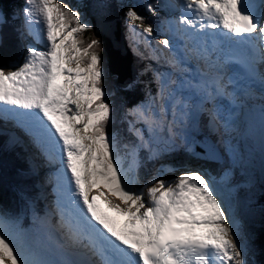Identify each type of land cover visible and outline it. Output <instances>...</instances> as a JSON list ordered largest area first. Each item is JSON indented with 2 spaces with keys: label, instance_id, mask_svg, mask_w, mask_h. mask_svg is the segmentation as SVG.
Segmentation results:
<instances>
[{
  "label": "snow or ice",
  "instance_id": "obj_1",
  "mask_svg": "<svg viewBox=\"0 0 264 264\" xmlns=\"http://www.w3.org/2000/svg\"><path fill=\"white\" fill-rule=\"evenodd\" d=\"M182 8L175 21L182 55L173 53L167 63L182 72L191 71L187 61L199 65L201 78L185 83L202 99L196 105L186 102L172 91L176 80L153 72L160 90L156 95L148 91L143 102L127 109V131L134 139L123 145L130 160L126 168L118 139L108 130L114 109L104 87L101 42L81 39L92 25L64 0H24L17 37L23 39L27 32L44 46L30 44L21 63L0 65V119L15 121L47 163L59 161L54 189L58 246L69 250V257L47 258L39 251V239L0 207V264H251L249 234L228 197L201 170L189 169L174 180L153 177L143 187L129 178L140 166L142 150L154 159L175 146L177 137L186 140L199 112H207L215 126L216 98L235 101L240 79L259 81L264 95V0H182ZM147 10L156 14L151 3ZM125 18L131 29L153 35V26L135 7L127 8ZM8 19L0 10V44ZM34 24L40 25L39 32ZM160 44L168 50L173 46L169 38ZM233 64L243 68L244 77L228 75ZM151 71L145 67L127 87ZM244 94L254 93L249 87ZM169 102L172 121L167 119ZM207 102L213 107L205 108ZM165 130L166 140L160 136ZM28 172L38 178L39 165L29 161ZM100 188L107 193L93 194Z\"/></svg>",
  "mask_w": 264,
  "mask_h": 264
},
{
  "label": "trees",
  "instance_id": "obj_2",
  "mask_svg": "<svg viewBox=\"0 0 264 264\" xmlns=\"http://www.w3.org/2000/svg\"><path fill=\"white\" fill-rule=\"evenodd\" d=\"M106 1L114 2L116 4L119 11L118 28L121 31H125L123 20L124 9L123 7L122 9L119 8L121 3L120 0ZM10 2L11 0H0V10L7 14L8 17L13 11L10 9ZM64 2L72 6L74 9L79 10L82 14V20L91 24L90 20L87 18L86 0H64ZM149 3L158 10L160 15L163 14L160 10L162 3L161 0H148L146 5ZM143 5L145 4L141 3L139 8L141 7L145 10ZM139 8H137V10ZM156 14H151L153 19L156 18ZM145 22L154 26V22L152 24V21L149 22L146 19ZM15 25L16 23L9 18L8 23L3 26V43L0 44V65H8L9 61H11L14 56L17 47L14 29ZM92 38H96L101 42V56L105 73L104 87L107 91V99L113 105L114 109L113 118L109 123L108 130L110 133L116 135L119 142V148L121 149L125 143L134 139L127 131L128 120L130 119V117L127 116V109L134 104L142 102L147 88L148 91H151L152 95H154L156 91V83L153 80L151 72H145L134 87L128 88L119 86L117 76L115 74H110V69L108 67L109 57L104 49L103 40L95 36L93 28L92 31H85L82 33L81 39L85 43L90 42ZM134 43L135 41H132L131 39L130 44L133 46ZM137 47V51L133 52L132 60L129 62H131L133 69L137 71L138 74L142 72L145 67L157 66L156 63L149 58V50L147 47L144 48L139 44ZM137 127L142 126L137 125ZM227 137L228 140L231 141V137ZM12 145L11 147H14L15 149H7L6 146L0 143V207L13 216L20 217L24 224L22 226H25L29 223V217L32 216V208L35 205L32 202L34 187L31 178L27 175H23L25 167L20 148L17 145ZM163 151L165 152H161V154L154 159H149L144 155L143 166L141 168L145 169H140V172H151L157 164L169 162L175 166L185 167L196 165L195 167H199L204 173L216 180L220 178L225 170H228L233 174L231 189H234V191L230 190L233 199L238 196H247L245 183L248 174H246L244 168L239 167L237 163L235 164L231 161L223 151H220L223 155L222 160L217 162L207 160L209 158L199 155L200 153L197 151H195L196 153L193 151L189 152L184 148L181 141L178 142V146L176 145L168 151ZM145 154L148 155L147 152H145ZM258 185H261V182H259ZM36 205L38 206V204ZM250 209L252 211L251 216L248 219L239 220L241 221L245 232L250 236V244L253 249V252L249 256L251 264H264V185L260 186L258 194L252 198ZM21 215H23V218Z\"/></svg>",
  "mask_w": 264,
  "mask_h": 264
},
{
  "label": "rangeland",
  "instance_id": "obj_3",
  "mask_svg": "<svg viewBox=\"0 0 264 264\" xmlns=\"http://www.w3.org/2000/svg\"><path fill=\"white\" fill-rule=\"evenodd\" d=\"M76 1H80V0H76ZM147 1L148 0H123V1L120 0L121 3L119 5V8L122 9V7H123V9H124L123 20H124L125 31H121L117 26V29H116L117 31L115 34L118 36L119 42L116 41L117 38H116V40L113 39V41L109 40V44H110L111 49H112V55L115 58L114 60H117L119 63H123V62H125V60L130 61V59L128 57L133 52L134 46L130 45L129 39L134 40L132 37H134L135 35L141 37L139 42L141 40H143L146 44H152L153 43L155 47L160 48L162 51L165 50L166 53H165L164 57H165L166 63H167V59H169L173 53L177 54L175 49H174V45L179 43V38L175 34L179 27H178V24L175 23V21L178 20L179 13L182 12V10H183L182 1L179 0V2H178L175 0H161L165 7H171L172 6L174 12L172 14L164 15L160 19H156L159 17L158 14H156V18L153 19V17L151 16V13H149L147 10V5H146ZM15 3H16V0H11L10 7L14 6L16 12L21 14V9L24 6V0H22L21 4L17 3V5H15ZM141 3L145 4V5H143L145 10H143L141 7L139 8ZM129 6L135 7L136 9L139 8L137 11L141 15L145 16L147 21H149V22L152 21V24L154 22V26L153 25L152 26H153V29L155 31H157V35L154 36V38L152 36L151 37L146 36L139 29L128 30V27H130V26H129V22L125 18V12ZM103 12H105V11H103ZM149 15H150V17H149ZM155 21H157L156 26H155ZM33 30L35 32H39L40 25L34 24ZM128 31H129V33H128ZM28 37H29L27 40L28 45L31 44V45H34L38 48L44 46L43 41H40L39 43L37 42V37L35 35L29 34ZM165 38H169L172 41L173 46H172L171 50L164 49L163 45L160 44V41H162ZM115 41L118 43V45L119 44L122 45V47L121 46L120 47L122 50L123 49L125 50V52H126L125 54H123L120 51V49L118 48ZM28 45H25V43H23L22 47L19 48V52L17 53V58H16V61L14 63L19 64L22 62L23 57L26 53V48ZM12 62L13 61H10L9 63H12ZM130 64H131V62H130ZM151 69L153 70V71H151L152 77H153V72L158 71L160 73L166 74L167 78L177 81V83L175 85H172V91L176 94L177 97L182 98L186 102L193 104V105L200 103V101L202 99L201 94L198 93L196 91V89L188 86L185 83L186 81H189V80L192 81L193 83H196L194 81V79L192 80L189 75L186 77L185 76L181 77V74H179V76H177V75H174V72H169L167 70L155 69V68H151ZM6 70H8L7 67H6ZM134 71L135 70L132 67L131 73L129 74V77L126 79V81H120L118 85L121 87H127V85L129 83L136 80L138 74L136 75V72H134ZM111 72H113V70H111ZM179 72H181V71H179ZM127 80H130V81L128 82ZM153 80L155 81L156 87H157V89L155 91V94H156L160 90V84H158L155 79H153ZM147 92H148V88H147V90H145V94H144V97L142 99V102L146 99V93ZM195 98H198L200 100H197ZM217 98L219 99V101H221L223 103H227L228 99H229L228 97L224 98L223 96H219ZM215 105L219 109V118H218L217 122L219 125L224 126L225 121H226V113L223 112V107L225 105H220V102L219 103L215 102ZM204 107H205V104H204ZM210 107L211 108L213 107V103L210 105ZM198 114L196 116V121H197ZM167 119H168V121H172V119H173V109L171 106V102L168 103ZM176 119H177V131H179L180 124H179V109L178 108H177ZM196 121H195V124H196ZM228 127L232 128L233 131L237 132V134L241 137L242 140L247 139L250 136L251 131L253 133V137H252V141H251L252 144L250 147H247L243 142V149L239 153V156L241 157V159H237L236 153L233 154V152L230 150V148L226 144H224V143L222 144L223 153L231 161H233L235 164L238 163V165L241 168H244V170L246 171V174H248L246 176V183H245L247 196H238L236 199H234V205H233L234 210H235L236 215H237V218L245 220V219H248L252 214V211L250 209V203L252 201V198L258 194L260 186L264 185V114L259 113L258 111L248 112V110H243V111H241L239 116L236 118L235 123L232 125H229ZM191 132L192 131H189V134H188L186 140H181L179 137H177L175 146L176 145L178 146V142L181 141V143H183L184 148H186L189 152L193 151L194 145L191 142L192 141V138H191L192 136L190 137ZM160 136L162 139L166 140L167 136H168L167 131L165 130L164 134L160 133ZM199 143L203 144V142L200 140H199ZM206 146L207 145H204L202 147H206ZM161 147L163 148V145ZM173 147L166 148L164 150L168 151V150L172 149ZM200 150H202L201 147H200ZM162 152H165V151H162ZM227 153L228 154L231 153L230 157L228 156ZM199 155H201V156L206 155V157L212 156V154L208 155V154L203 153V152L200 153ZM213 157H215V155H213ZM26 159H27V162H29L28 156H26ZM122 159L124 161V166L127 168L129 166V163H130L129 158H126V159L122 158ZM40 161H44L45 164L47 163L46 160H44L41 157L38 158L37 162L39 163ZM48 166L50 169H46L45 166H42V165L39 166L40 167V173L43 175L44 179H47L48 176L50 175V173L53 174V172H52L53 167L51 165H48ZM195 166L196 165L185 166V167H182L179 169H174V170L171 169V167L168 165L158 166V168L155 170L156 175L154 177H157L159 179H165V180H174L175 177H177L178 175H180L181 173H183L185 171H188L189 169L201 170L199 167H195ZM49 170H51V171H49ZM201 171L203 172V170H201ZM132 173L133 172H131L129 174V178H130V180L133 179V181H135V178H133V175H131ZM223 174H224L223 179L224 180L228 179V177H229L228 176L229 175L228 170H225V172ZM35 180L38 182L37 178H35ZM40 180H41V177H40ZM259 182H261V185H258ZM214 183H215L218 191L222 195H225L224 189H223V186H225L224 181L221 183H217V182H214ZM136 186L139 187L137 183H136ZM148 186H151V185H148ZM42 188L43 187L41 186L40 191H42ZM232 190L234 191V189H232ZM42 198H43L42 196H39V197H37L38 200L36 201L38 204H40V205L42 204L41 207L43 206V203H41V201H43V199H44V198L43 199ZM42 210L44 211L43 207H42ZM41 214H42L41 217L37 219L38 222L40 221L41 223L49 221L53 217V214L50 216H47L46 214H44L42 212H41ZM21 216L23 218V215H21ZM18 218H19V224H21L20 223V217H18ZM27 226L29 227V225H27ZM23 230H25V232H27L33 238L39 239V241H40L39 251L41 253L45 254V256H47L48 258L51 257L52 259H54V257L52 256L53 250L51 248L48 251L45 249V247H47L46 244L52 240L51 239H45L43 231H42V233L37 232V231H33L30 227L27 229H23Z\"/></svg>",
  "mask_w": 264,
  "mask_h": 264
},
{
  "label": "bare ground",
  "instance_id": "obj_4",
  "mask_svg": "<svg viewBox=\"0 0 264 264\" xmlns=\"http://www.w3.org/2000/svg\"><path fill=\"white\" fill-rule=\"evenodd\" d=\"M90 1V4H93V3H95V7H92V5H89V7H90V11H91V14H92V16H94L93 14H95V15H97V16H101L100 18H103L106 22H112L113 24H112V26L114 27V25H115V22H116V19H117V17L115 16V14L113 13V12H111V6L110 5H107V4H102V5H105V6H103V8L101 7L102 5H97V3H98V1L97 2H95V0H89ZM99 4V3H98ZM105 7V8H104ZM108 9V10H107ZM107 10V11H106ZM103 11H105V12H103ZM109 12V13H108ZM121 12V11H120ZM128 30H131V28L130 27H128ZM111 31V36H112V38L113 39H115L116 40V38H117V42H119L118 41V36L115 34L116 33V29H114V30H110ZM99 33V32H98ZM97 33V34H98ZM128 33H129V31H128ZM101 35V34H100ZM108 35V34H107ZM102 37H103V39H105V48L107 49V51H108V53H109V59H108V64H109V67H110V73H111V70H113V72L112 73H114L116 76H117V82L119 83L120 81H126V79L129 77V74L131 73V69H132V64H130V62H129V60H125V62H123V63H119L117 60H114L115 58H114V56L112 55V49H110V47H109V43L107 42V38L105 37V36H103V35H101ZM111 36H110V38H111ZM115 41V42H116ZM116 42V44H117V46H118V48L120 49V51L123 53V54H125L126 52H125V50L123 49H121V47H122V45L121 44H119L118 45V43ZM121 46V47H120ZM128 46V45H127ZM134 72H136V71H134ZM193 80V79H192ZM128 82L130 81V80H127ZM127 82V83H128ZM200 100V99H199ZM0 123H2L3 125H5V123L4 122H0ZM8 134H9V136L12 138V137H15V135H13V134H11V133H9V131H8ZM198 143H199V141H198ZM12 144H14V145H17L19 148H20V152L22 153V152H24L25 151V148L23 147V146H21V143H12ZM199 145H201L200 143H199ZM13 146V145H12ZM201 147V151L203 152V153H209V152H211L208 148H206V147H202V146H200ZM38 158H39V155H36V154H32V152H28V161H34L36 164L38 163L37 161H38ZM52 163H54V162H52ZM37 165H39V166H45V168L46 169H50L49 168V166L48 165H45V162L44 161H40ZM43 171V170H42ZM49 171H51V170H49ZM50 175H52L51 173H50ZM40 177H41V180H40ZM38 179V182H39V186L41 187L42 186V182L44 181V180H46V179H44L43 178V175L40 173L39 174V177L37 178ZM43 199V198H42ZM38 199H37V197H36V199H35V202L37 201ZM43 201H44V199H43ZM36 204H38V203H36ZM42 205V204H41ZM41 205L40 204H38V206L42 209V207H41ZM31 236V235H30ZM45 255V254H44ZM58 257H62V258H67L68 257V254H67V252H64V253H59L58 254ZM48 258V257H47Z\"/></svg>",
  "mask_w": 264,
  "mask_h": 264
},
{
  "label": "water",
  "instance_id": "obj_5",
  "mask_svg": "<svg viewBox=\"0 0 264 264\" xmlns=\"http://www.w3.org/2000/svg\"><path fill=\"white\" fill-rule=\"evenodd\" d=\"M97 1L99 3V4L97 3V5H99V6L102 5V4L110 5L111 8H112L111 9V12H113L115 14V16L117 17L116 22H115V25L113 27L112 26V24H113L112 22H106L103 18H100L101 16L99 17V16H97L95 14H93L94 16H92L89 5H92V7H95V3L90 4V1L89 0H86V13H87V18L90 20V23L92 25V28L95 31V36H97L99 39H102L103 40L104 49H105V51L107 52V54L109 56V53H108L107 49L105 48V43H106L105 42V39H103V37L101 35H103V36H105L107 38L106 40H107L108 43H109V40L110 41H113V38L111 36V31L110 30L117 29V26H118V23H119V19H118L119 18V11H118V8H117V6H116V4L114 2H109V1H106V0H95V2H97ZM103 6H105V5H102L101 7L103 8ZM110 36H111V38H110ZM109 47L111 49L110 44H109ZM108 67H109V64H108ZM109 69H110V67H109ZM110 74H114V73L111 72ZM217 159H218V161L221 160V158H215V157H213L210 160L217 161Z\"/></svg>",
  "mask_w": 264,
  "mask_h": 264
}]
</instances>
